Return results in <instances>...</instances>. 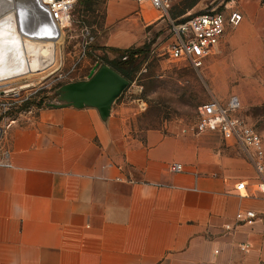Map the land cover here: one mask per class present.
Here are the masks:
<instances>
[{
	"label": "crops",
	"instance_id": "crops-1",
	"mask_svg": "<svg viewBox=\"0 0 264 264\" xmlns=\"http://www.w3.org/2000/svg\"><path fill=\"white\" fill-rule=\"evenodd\" d=\"M250 3L246 26L264 20L261 0ZM163 21L148 2L106 0L103 46L139 47ZM6 141L0 264H264L263 179L236 167L248 156L194 129L138 139L115 103L107 121L95 108L50 106L12 124ZM247 210L258 219L237 225Z\"/></svg>",
	"mask_w": 264,
	"mask_h": 264
},
{
	"label": "rangeland",
	"instance_id": "rangeland-1",
	"mask_svg": "<svg viewBox=\"0 0 264 264\" xmlns=\"http://www.w3.org/2000/svg\"><path fill=\"white\" fill-rule=\"evenodd\" d=\"M220 1L198 0L193 8L185 10L193 0H173L169 14L174 18L186 11L182 16L187 17L212 9ZM247 1H251L253 8V0H235L243 13ZM258 10L257 5L254 12ZM105 11L106 0H80L71 24L59 31V38L54 41L55 63L41 71L2 79L7 71L20 69L18 61L22 58L19 54L6 56V37L0 40L1 126L7 128L11 121L13 124L28 122L41 109L59 102L56 93L62 85L88 79L96 65L119 56L102 43ZM246 21L230 29L217 53L198 69L168 58L171 41L168 20L150 27L144 44L139 46L150 44L149 54L137 61L139 66L132 82L115 102V106L123 107L127 131L143 139L151 130L175 133L180 129H193L204 103L212 99L227 102L236 94L242 100L241 115L259 129L264 140V20H253L248 26ZM86 28L93 39L86 36ZM201 135L213 140L216 146L224 147L227 153L247 159L239 144L217 134ZM236 167L248 168L261 178L252 165Z\"/></svg>",
	"mask_w": 264,
	"mask_h": 264
},
{
	"label": "built area",
	"instance_id": "built-area-1",
	"mask_svg": "<svg viewBox=\"0 0 264 264\" xmlns=\"http://www.w3.org/2000/svg\"><path fill=\"white\" fill-rule=\"evenodd\" d=\"M57 28L68 27L72 14L80 0H38ZM148 2L168 20L171 29V41L167 49L168 58L175 62H185L198 69L205 65L207 59L217 53L232 28L238 27L244 13L235 0H221L212 9L172 18L169 10L173 0H138ZM86 36L90 31L86 28ZM242 100L233 94L227 102L212 99L204 103L199 110L194 126L196 134H217L224 140L239 144L250 159L255 171L263 179L264 190V140L259 129L249 123L242 115ZM7 128L0 125V166H11V150L7 145ZM170 170L174 173L183 171L181 163H172ZM258 214L253 210L239 212L236 215L237 225L253 224ZM227 230L233 226L227 225ZM248 245L241 246L246 251Z\"/></svg>",
	"mask_w": 264,
	"mask_h": 264
},
{
	"label": "water",
	"instance_id": "water-1",
	"mask_svg": "<svg viewBox=\"0 0 264 264\" xmlns=\"http://www.w3.org/2000/svg\"><path fill=\"white\" fill-rule=\"evenodd\" d=\"M20 30L33 38H57V27L38 0H16ZM130 85V81L110 65H96L88 79L62 85L57 90L58 103L52 107L72 106L95 108L107 121L116 100Z\"/></svg>",
	"mask_w": 264,
	"mask_h": 264
},
{
	"label": "bare ground",
	"instance_id": "bare-ground-1",
	"mask_svg": "<svg viewBox=\"0 0 264 264\" xmlns=\"http://www.w3.org/2000/svg\"><path fill=\"white\" fill-rule=\"evenodd\" d=\"M18 11L16 0H0V40L6 37V56L14 57L19 54L22 58L18 61L20 69L7 71L5 77L41 71L54 64L56 60L54 41L59 38V31L63 30L57 28L58 35L55 39L47 36L44 38L27 36L20 30Z\"/></svg>",
	"mask_w": 264,
	"mask_h": 264
},
{
	"label": "trees",
	"instance_id": "trees-1",
	"mask_svg": "<svg viewBox=\"0 0 264 264\" xmlns=\"http://www.w3.org/2000/svg\"><path fill=\"white\" fill-rule=\"evenodd\" d=\"M262 4H264V0H261ZM198 3V0H193L191 4H189V9L193 8ZM184 11L183 13H185ZM176 18V17H174ZM149 46L150 44H145L142 47H130L127 49H113L114 52H118L119 56L114 59H105L103 62L105 64L110 65L114 70L127 78L130 83L133 80L134 73L138 69L137 61L139 59L146 58L149 54ZM112 49V48H109Z\"/></svg>",
	"mask_w": 264,
	"mask_h": 264
}]
</instances>
